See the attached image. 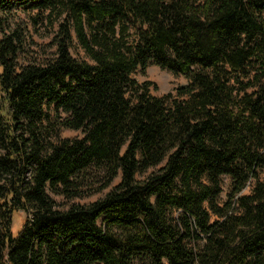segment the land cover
<instances>
[{
    "label": "trees",
    "instance_id": "16d2710c",
    "mask_svg": "<svg viewBox=\"0 0 264 264\" xmlns=\"http://www.w3.org/2000/svg\"><path fill=\"white\" fill-rule=\"evenodd\" d=\"M21 7L66 18L25 64L0 27V264H264V0H0ZM150 63L190 83L152 96L131 77ZM91 167L120 183L58 208Z\"/></svg>",
    "mask_w": 264,
    "mask_h": 264
},
{
    "label": "rangeland",
    "instance_id": "374dc122",
    "mask_svg": "<svg viewBox=\"0 0 264 264\" xmlns=\"http://www.w3.org/2000/svg\"><path fill=\"white\" fill-rule=\"evenodd\" d=\"M66 14L59 15L58 11L40 12L26 8L14 9L11 12L0 14V27L6 28L7 31L14 28L23 30L26 43L23 50L20 52V63L25 64L32 60H46L54 56L56 46L54 40L59 36V25L64 22ZM1 31V29H0ZM73 41L71 43V52L78 60H87L88 56L81 46L78 37L73 33ZM2 67L0 66V73ZM131 77L138 82V85L150 82L149 92L155 97H165L169 94L176 95L177 88L182 85H188L190 78L184 74L174 73L168 69L161 68L155 63H150L145 71L138 69L132 73ZM128 97L133 98V90H129ZM84 134L81 130L63 129L61 136L63 138L81 137ZM152 170L139 176L140 179L147 176ZM261 178L264 180V168L260 171ZM107 180L106 171L91 167L79 175V182L81 185V197L73 199L67 198L65 195L57 194L48 190L49 195L56 201L57 207L60 209L68 208L73 203L88 204L96 201L113 189V187L120 183V176L117 177L113 183L101 188ZM222 192L219 195V202L224 205L230 199L232 188V179L229 175L222 176ZM252 186L245 189V193H250ZM31 215V211L20 210L16 212L13 220V232L15 235L21 231L25 218ZM102 264V263H100Z\"/></svg>",
    "mask_w": 264,
    "mask_h": 264
}]
</instances>
